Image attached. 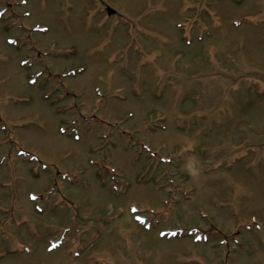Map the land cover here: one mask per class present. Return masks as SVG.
Masks as SVG:
<instances>
[{
    "label": "rangeland",
    "instance_id": "rangeland-1",
    "mask_svg": "<svg viewBox=\"0 0 264 264\" xmlns=\"http://www.w3.org/2000/svg\"><path fill=\"white\" fill-rule=\"evenodd\" d=\"M0 264H264V0H0Z\"/></svg>",
    "mask_w": 264,
    "mask_h": 264
}]
</instances>
